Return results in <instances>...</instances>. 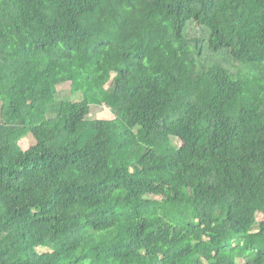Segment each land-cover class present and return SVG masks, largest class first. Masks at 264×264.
Returning a JSON list of instances; mask_svg holds the SVG:
<instances>
[{
  "label": "trees",
  "instance_id": "1",
  "mask_svg": "<svg viewBox=\"0 0 264 264\" xmlns=\"http://www.w3.org/2000/svg\"><path fill=\"white\" fill-rule=\"evenodd\" d=\"M0 105V264H264V0H0Z\"/></svg>",
  "mask_w": 264,
  "mask_h": 264
},
{
  "label": "rangeland",
  "instance_id": "2",
  "mask_svg": "<svg viewBox=\"0 0 264 264\" xmlns=\"http://www.w3.org/2000/svg\"><path fill=\"white\" fill-rule=\"evenodd\" d=\"M188 29L187 33L190 38H194L198 41H203L204 39L207 38V30L199 26L195 23H188ZM206 52H204V56L202 58L203 62L205 64H211L215 59H217L208 49L207 46H205ZM218 60L223 61L226 65L229 67H232L233 65H236L235 68L240 70V64L239 63H234L232 59L229 57V53L225 52L223 55H219ZM59 90V100H66L67 101H79L82 100V94L81 93H73L71 84L66 83L64 85H61L58 87ZM111 99L108 98L104 104L101 106H96L93 105L91 106V113L88 116L87 120L90 122V124L99 129L104 125L105 122L107 121H114L118 122V119L114 115L112 109H110V104H111ZM0 112H1V105H0ZM37 142L36 140L30 136L28 139L24 140L21 143V146L24 148V150H29L31 147L36 146ZM174 144L179 148L182 149L183 145L182 143L178 142L177 140L174 141ZM263 217L259 215V221H262Z\"/></svg>",
  "mask_w": 264,
  "mask_h": 264
}]
</instances>
